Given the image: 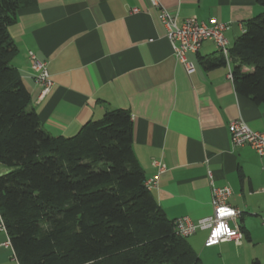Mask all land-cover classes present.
<instances>
[{"label":"crops","instance_id":"crops-1","mask_svg":"<svg viewBox=\"0 0 264 264\" xmlns=\"http://www.w3.org/2000/svg\"><path fill=\"white\" fill-rule=\"evenodd\" d=\"M159 2L176 14L178 24L191 16L225 24L229 48L243 22L262 10L257 0ZM8 33L17 47L11 64L44 131L70 137L106 110L126 109L133 155L145 180L157 176L150 191L168 219L211 215L208 172L215 186L231 188L227 202L241 211L236 222L243 239L206 247L207 231L196 232L187 241L201 262L264 264V154L249 145L232 146L227 129L241 118L264 132V104L235 92L226 64L206 69L200 63L223 57L214 42L187 53L194 65L188 73L149 0H35L17 11ZM28 52L46 62L52 86L44 94ZM153 161L164 165L161 172ZM5 172L0 165V175ZM7 239L0 230V264H17Z\"/></svg>","mask_w":264,"mask_h":264},{"label":"trees","instance_id":"trees-1","mask_svg":"<svg viewBox=\"0 0 264 264\" xmlns=\"http://www.w3.org/2000/svg\"><path fill=\"white\" fill-rule=\"evenodd\" d=\"M229 48L235 92L264 104V0ZM35 0H0V216L17 264H203L145 186L126 109L51 136L11 64L8 33ZM211 69L223 57L199 59ZM251 68L245 71L244 68Z\"/></svg>","mask_w":264,"mask_h":264},{"label":"built area","instance_id":"built-area-1","mask_svg":"<svg viewBox=\"0 0 264 264\" xmlns=\"http://www.w3.org/2000/svg\"><path fill=\"white\" fill-rule=\"evenodd\" d=\"M151 6L157 10V18L165 27L166 38L168 39L174 57L184 66L188 73L194 71V65L188 61L187 53H196L202 42L210 40L214 42L223 56L228 67V74L231 77V56L229 46L224 37L226 25L218 22L214 17L208 21H200L196 16L183 20L181 24L176 21V14L162 6L159 0H149ZM136 9H133L135 12ZM28 59L34 70L33 79L42 87V94L46 93L52 86V81L46 69V62L38 60L32 52H28ZM231 145L234 147L249 145L258 155L264 154V132L252 130L243 119L237 118L230 121L228 127ZM158 172L164 168L161 162L153 161ZM211 185L212 213L207 217L193 220L187 216L178 217L173 220L174 233L177 236L187 238L198 231L206 230L207 236L204 246L210 247L221 242L233 241L240 244L243 239V232L236 222L241 211L231 206L227 199L231 194L229 185L215 186L211 172L207 174ZM157 176L145 180V186L150 190L156 184ZM0 230L5 232V227L0 216ZM10 246V241L4 243ZM13 258L14 253H13Z\"/></svg>","mask_w":264,"mask_h":264}]
</instances>
